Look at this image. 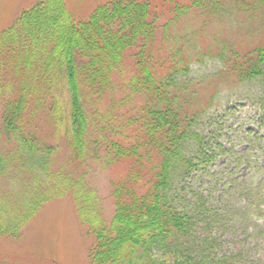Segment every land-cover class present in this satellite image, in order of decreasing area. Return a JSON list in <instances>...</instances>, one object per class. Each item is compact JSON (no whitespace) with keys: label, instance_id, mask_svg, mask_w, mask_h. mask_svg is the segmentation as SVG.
Instances as JSON below:
<instances>
[{"label":"trees","instance_id":"16d2710c","mask_svg":"<svg viewBox=\"0 0 264 264\" xmlns=\"http://www.w3.org/2000/svg\"><path fill=\"white\" fill-rule=\"evenodd\" d=\"M189 1L205 21L222 16L239 22L245 17L239 24L246 28L240 29L244 38L242 33L239 43L213 38L217 49L210 51L222 62L223 74L235 82L258 79L264 84V29L245 23L258 16L256 8H264V0ZM248 2L254 9H245ZM160 30L166 38L160 39ZM167 34L169 26H156L146 0L112 2L80 23L72 20L62 0H39L0 37V73L11 77L0 74V145L12 146L13 154L0 159V167L11 162L33 174L35 166L45 171L47 164L53 165L58 147L42 136L38 125L46 120L55 126L58 139L67 140L71 157L83 169L122 168V175L110 182L109 222L99 218L103 199L94 196L84 178H72L71 189L79 192L77 218L93 240L89 264L204 263L181 249L188 217L174 208L165 192L172 158L203 114L194 107L199 94L191 81L175 82L187 60L168 57L172 37ZM65 93L67 100H62ZM178 98L182 103L173 108ZM114 114L117 118L109 123ZM62 194L31 202L24 227ZM3 220L0 217V238L18 241V228L12 230ZM200 248L210 254L206 242ZM240 263L236 255L208 262Z\"/></svg>","mask_w":264,"mask_h":264},{"label":"rangeland","instance_id":"374dc122","mask_svg":"<svg viewBox=\"0 0 264 264\" xmlns=\"http://www.w3.org/2000/svg\"><path fill=\"white\" fill-rule=\"evenodd\" d=\"M38 1L0 0V37ZM62 1L72 20L80 23L99 7L121 0ZM146 1L156 26H169L167 37L172 39L168 57L176 55L174 61L187 60L185 71L176 74L179 76L175 82L191 81L199 94L194 107L203 109L167 171V199L188 217V235L180 242L181 249L198 256L203 264L223 255H236L242 264H264V84L258 79L235 82L223 74L222 62L210 51L217 49L213 38L239 43L243 33L240 29H246L239 24L245 17H239V22L222 16L219 21H205L204 17H197L199 10L190 8L189 0ZM254 7L248 2L245 9ZM180 9L185 11L183 15L177 13ZM256 9L258 16L245 23L259 24L264 29V8ZM158 33L160 39L166 38L161 30ZM200 50L210 51V55H201ZM0 74L11 79L9 73ZM61 99L67 100L66 93ZM181 103L178 98L173 108ZM114 115L109 123L117 118ZM38 125L42 136L58 149L51 158L53 165L47 164L45 171L35 166V173L30 174L25 167L11 162L0 167V217L21 234L18 241L0 238V264H89L87 255L93 240L85 235L86 229L77 218L75 196L79 192L71 189L72 178H84V184L95 191L94 196L103 199L98 204L99 218L109 222L113 212L110 182L122 175V168L83 169L71 157L67 140L56 137L54 125L53 129L46 120ZM11 150L12 146L0 145V159L8 160L13 155ZM61 192L62 198L48 203L24 227V214L31 202L35 204L38 198ZM205 242L209 255L200 251ZM158 257L163 260V256Z\"/></svg>","mask_w":264,"mask_h":264}]
</instances>
